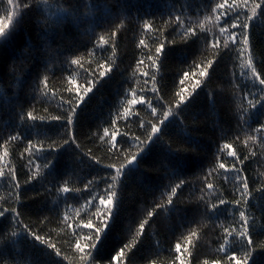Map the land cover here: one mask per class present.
<instances>
[{
	"label": "snow or ice",
	"instance_id": "snow-or-ice-1",
	"mask_svg": "<svg viewBox=\"0 0 264 264\" xmlns=\"http://www.w3.org/2000/svg\"><path fill=\"white\" fill-rule=\"evenodd\" d=\"M64 2L68 7L60 0H6L7 23L5 17H0V42L11 41L26 17L43 25L45 37L49 33L62 36L61 26L71 19L78 26L92 25L82 33L89 43L96 37L89 55L110 51L111 57L104 58L103 63L98 60L100 70L88 73L77 58L80 49L76 42L69 48H53L48 44L44 58L33 56L31 49L24 50L26 59L34 61L32 70L23 79L12 74V79L20 86V93L16 101L8 102L9 119L0 122V185L9 193L6 199L0 198V264H65L68 259L61 246L49 236L33 230V226L22 219L25 188L33 184L43 188V194L38 192V196L53 198V207L48 211L55 214L58 226L62 225L70 235L73 253L81 264H137L134 254L146 241L148 248L139 259L140 264H264V239L258 238L264 235V173L256 178L248 174L250 161L264 163L260 159L264 156V63L257 64L251 39L257 24L264 25V0H185L179 8L172 7L168 19L161 20L159 25L155 20L140 18L141 32L152 34L156 39L150 44L140 38L136 45L144 58L135 60L131 81L139 87L129 82L124 91L125 106L122 111L118 108L116 118L110 121L111 132L105 127L102 135L97 131L91 137L108 143V152L114 156H119L121 150L126 153L125 162L119 166L114 163L101 165L91 149L82 152L76 128L86 98L114 70H119L114 58L119 37L126 31L128 17L124 15V3L122 0H113L111 5L107 0L91 4L85 0ZM42 6L56 10L51 16H44L40 11ZM193 7L195 19L189 14ZM81 8L87 9V13L81 12ZM33 13L35 15H30ZM97 13L104 24L111 26L105 29L107 36L96 35ZM202 13L203 19H200ZM201 42L213 58L206 62L193 61L190 70L182 71L173 85L174 89L178 88L173 92L175 102H165L168 85L163 69L167 51L190 43L198 50ZM84 47L87 49L88 45ZM233 54L239 62L233 67L240 68L239 74L233 71L229 80L232 95L239 101L234 115L239 131L246 137L243 145L250 150L244 153L234 147L240 141L238 134L231 141L225 139L217 149L214 162L207 169L200 167L199 175L194 173L193 180L179 174L167 159L161 160L155 166L166 181L159 191L160 196L154 194L150 202H144L118 250L111 256L102 255L101 247L116 222L118 207L124 199L125 177L132 166H139L138 159L149 145L158 142L173 153H198L195 144L187 145L186 149L165 144V130L173 122L183 127L181 110L213 79L215 65ZM141 68L144 70L139 71ZM192 68L196 71H191ZM77 70L85 73L82 85L73 78ZM57 71L67 72L68 84L76 85L75 89L71 86L66 89V97L50 88V80ZM28 79L32 81L30 100L24 92ZM208 96L215 103V90ZM33 102L54 105L55 114L47 107L38 114ZM139 108L149 111L151 119L139 118L140 134L125 140L127 133L117 130L118 120L131 122V117H138ZM52 122H61L59 131L50 127ZM224 136L227 137L226 132ZM124 143L128 144V149L113 152ZM66 145L74 148L75 153L65 157L62 165L58 157ZM86 160L89 168L101 165L110 171L99 178L91 174L81 177ZM60 205H63L62 214ZM161 227L172 238L166 249L169 260L161 259L164 244L160 239H153L161 235ZM216 229L220 230V235L215 241L218 246L214 255L201 259L199 245L206 235L205 230ZM29 244L33 249L42 246L43 259L26 254Z\"/></svg>",
	"mask_w": 264,
	"mask_h": 264
},
{
	"label": "trees",
	"instance_id": "trees-1",
	"mask_svg": "<svg viewBox=\"0 0 264 264\" xmlns=\"http://www.w3.org/2000/svg\"><path fill=\"white\" fill-rule=\"evenodd\" d=\"M60 2L64 7H68V4L64 0H60ZM85 2L91 4L95 3L96 0H85ZM122 2L125 6L124 15L128 17V20L125 22L126 31L119 37V47L117 55L114 58L119 65V70H114L113 74L108 79L102 81L94 92L86 98V102L81 108L80 118L76 128L78 142L82 145L81 151L87 152L91 149L92 155L101 160V165L114 163L119 166L120 163L125 162L124 155L126 153L124 151L121 150L119 156H114L108 152V143L98 139H92L91 137L97 131L102 135L103 128L105 127H108L111 132L110 121L116 118V110L119 108L122 111L123 106H125L124 91L129 87L132 70L135 67V60L144 58L140 50L136 47L138 40L144 38L152 44L156 39L152 34L141 32L142 21L140 18L155 20L159 25L161 20L168 19V12L172 7L179 8L185 0H122ZM107 3L111 5L113 0H107ZM5 7H7L6 0H0V17H5ZM194 7L193 11L189 14L195 19ZM55 10V7L44 8L43 6L40 9L44 16H51ZM87 11V9L81 8V12L87 13ZM96 17V23L99 24L96 27V35L107 36L105 29L111 26L104 24L103 18L98 13ZM199 18L203 19V13ZM4 22L7 23L6 17ZM91 26L88 24L78 26L73 20L69 19L60 28L62 36H53L49 33L45 37L43 25H38L32 19L26 17L24 24L17 30L11 41L6 44L0 42L3 45L0 46V122L9 119L8 102L16 101L20 93V86L12 79V74L15 73L17 77L23 79L32 70L34 61L26 59L27 52L24 51L25 49H31L33 56L44 58L47 55L45 51L46 45L51 44L53 48L57 46L69 48L73 42H76L80 49L77 58L81 59L84 69H87L88 73H92L93 71L98 72L100 70L97 67V61L99 60L103 63L104 58L111 57V52H97L94 56L88 54L91 51L92 44L96 43V37H93L91 43H89L88 39L82 36V33L84 29ZM160 39H163V36H160ZM251 39L257 64L264 63V25L257 24L253 30ZM84 45H88L87 49H85ZM195 48L196 45L190 43L189 45L179 46L167 51L165 68L163 69L164 81L168 85L165 102H175L173 92L177 91L178 88L174 89L173 85L178 81L182 71L190 70L189 65L193 61L196 63L201 61L206 62L207 59L213 58L211 52L205 51L202 42L197 45L198 50H195ZM234 63L238 64L239 62L235 60L233 54L224 57L215 65L213 79L202 89L198 90V94L193 100L181 110L184 114L183 127H178L177 123L173 122L165 130L167 134L164 137L165 144H171L174 148L180 149H186L187 145L195 144L198 153H173L165 145L157 142L149 145L140 155L137 162L139 166H132L131 171L125 177L122 190L124 199L118 207L116 222L107 234L101 247L102 255L111 256L118 250L121 242L128 235L129 226L135 222V219L141 213L144 202H150L154 194L157 197L160 196L159 191L166 181H164V177L159 176L160 173L155 170V166L161 160L167 159L169 164L175 167L179 174L187 175L189 180H193L194 173L195 175H199L200 167L204 166L207 169L214 162L217 149L219 146H222L225 139L231 141L238 134L240 141L235 143L234 147L244 153L250 150L245 149L243 145V140L246 137L243 132L239 131L234 115L238 111L239 101L235 100L232 95L229 80L233 71H236L237 75L240 72L238 66L233 67ZM143 70V68L139 69V71ZM191 71H196V69L192 68ZM84 75L85 73L83 71L77 70L73 73V78L77 84L82 85L84 83ZM67 76V72L61 74L60 71H57L55 77L50 80V88L57 95L63 94L66 97L68 95L66 89L69 86L75 89V84H68ZM31 83V79H28L24 86V92L27 94L29 100L33 95L30 88ZM131 86L139 87V84L131 81ZM213 90H215L216 95L215 103L208 96V93ZM33 103L38 114H42L43 109L46 107L49 108L51 114H55L54 105L49 106L42 103ZM139 118L145 121L151 119L149 111L144 108H139L138 117H131V122H127L122 118L118 120L117 130L121 133H127V136L124 138L125 140L140 134L137 123ZM61 126V122H52L50 125L56 131H59ZM224 132L227 133V137L224 136ZM128 147V144L124 143L123 145H118L117 149H113V152L120 149H128ZM256 150L258 152L260 151V149ZM132 151H135V149H132ZM74 153L75 149L66 145L60 151L58 157L61 159L62 165L64 158L73 156ZM260 159L264 161V156H261ZM87 163L89 162L86 160L81 177L91 174L99 178L100 176L107 175L110 171L101 165H94L92 168H89L87 167ZM261 173H264V163L250 161L248 174L256 178ZM100 187L103 188V184ZM25 191L26 194L23 197L24 207L21 209L24 213L22 219L25 223L32 225L33 230L39 234L49 236L53 242H56L58 246L62 247V251L68 258L65 264H81L79 257L73 253L72 246L69 242L70 235L66 233L62 225L58 226L59 221L55 219V214L48 211L49 208L53 207L51 203L53 198H45L43 195L38 196V192L43 194V188L39 184L29 185L25 188ZM8 195L9 193L6 187L0 185V198L6 199ZM80 203H83V200ZM74 206L77 208L80 207L79 204H75ZM60 209L62 214L63 205H60ZM81 212L83 213L84 209H81ZM257 215H259L258 212ZM45 217L48 218L47 221H45ZM149 231L151 232V230ZM205 231L206 235L203 236L199 245V256L201 259L211 258L214 255V249L218 246V243H215V241H217V237L220 235L219 229ZM160 232L161 235L159 237H153V239L161 240L165 248L161 259L169 260L170 257L167 256L166 249L172 238L166 233L163 227L160 228ZM258 238L264 239V235ZM41 248L42 246L37 245L33 249L29 244L26 246V254L29 256H38L43 259L41 256ZM147 248L146 241V244L142 245L137 253L134 254L136 257L133 259L137 261V264H140L139 259L143 258V254ZM5 254L7 255L8 253L6 252Z\"/></svg>",
	"mask_w": 264,
	"mask_h": 264
}]
</instances>
